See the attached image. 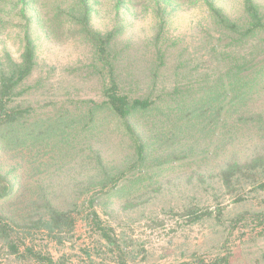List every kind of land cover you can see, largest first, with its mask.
<instances>
[{
  "label": "rangeland",
  "instance_id": "obj_1",
  "mask_svg": "<svg viewBox=\"0 0 264 264\" xmlns=\"http://www.w3.org/2000/svg\"><path fill=\"white\" fill-rule=\"evenodd\" d=\"M117 1L88 0L89 27L102 34L119 30L113 53L122 92L161 102V121L137 128L146 143L142 162L107 111L94 113L96 129L84 132L80 125L70 133L67 127L71 115L102 102L105 75L90 41L70 35L68 27L49 34L42 28L46 18L35 8L65 9L70 0H36L26 25L21 4L11 10L0 0V74L20 62L25 26L35 54L31 74L8 105L19 143L0 144V175L10 188L0 200L2 222L34 227L53 209L77 216L75 203L84 213L96 211L115 246L94 234L84 214L73 228H54L55 237L43 232L31 239L37 250L69 264H264V188L253 175L264 154L252 157L262 147L239 125L231 135L230 122L222 125L211 110L198 111L191 122L184 112L223 74L230 36L201 0ZM213 1L229 19H240L242 0ZM254 4L264 15V0ZM242 45L240 54L264 53V33ZM55 122L67 140L48 141L45 134L43 144L31 136ZM206 210L210 216H201ZM21 263L0 239V264Z\"/></svg>",
  "mask_w": 264,
  "mask_h": 264
},
{
  "label": "trees",
  "instance_id": "obj_2",
  "mask_svg": "<svg viewBox=\"0 0 264 264\" xmlns=\"http://www.w3.org/2000/svg\"><path fill=\"white\" fill-rule=\"evenodd\" d=\"M166 1L171 4V0ZM175 1L181 3V0ZM201 1L207 9V15L213 17L217 27L224 29L225 33L230 36L228 44L230 47L232 46V49L229 48V53L225 57L229 62L223 74L208 86L204 94L194 101V105L190 107L185 105L186 122H191L195 118L193 115L204 109L203 113L211 110L210 116L217 117V121L223 122L222 125L229 121L228 128H230L231 135L238 133L237 126L239 125L240 128L245 129L244 132L255 147H262L252 156L253 161H255L264 154V103L259 101L261 95H264V53L257 55L252 53L240 54L239 50L243 43L246 44L252 38L264 33V15L254 4V0H242L241 17L236 20L229 19L221 8L215 5L213 0ZM120 2L121 0H118L117 4ZM3 3L8 7L11 5V10L16 9L21 4L18 12L21 18L25 20V25L28 24L25 17L26 11L31 7L35 8L37 4L36 0H3ZM24 6H26V10ZM61 7V4H57L47 8L45 4H41L40 7L35 8V11L46 18L42 28L49 34L54 28L68 27L70 35L83 37L90 41L97 62L105 72L104 79H102V102L92 103L90 109L81 116L78 114L76 116L71 115L67 125V127L72 126L70 133L74 132L80 125H82L81 128L84 132L98 128L100 124L97 123L98 120L94 113L98 110L107 111L112 119H115L122 127L123 136L127 138L136 161L142 162L146 155V143L142 133L137 128L138 126L147 128L151 121V124L161 121L160 116L164 114L161 109V102H157L151 95L131 97L122 92L114 69V61L118 55L113 53L114 40L119 34V30L114 27L113 30L104 34L93 31L89 27L90 7L88 0H70L65 9ZM50 13H52L53 21L48 19ZM24 35V47L20 62L12 64L8 71H2L0 74V144L3 148H14L19 143V128L15 124L17 118H15L16 115L11 109L12 107L8 105L12 102V96H14L19 85L27 79L35 66L33 41L31 35H27L26 26L24 27ZM180 108L181 106L177 108V114L182 112ZM133 121L136 123V127ZM47 126L44 130L32 129L31 136L43 144L46 142L43 138L45 134L49 137L47 138L48 141L57 139V137L67 140L66 136H62L66 133L65 128L59 127L57 122ZM5 136L8 137L5 139V144H2L1 141L4 142ZM255 167L257 168L256 164L251 167L253 172L256 171ZM257 174L260 176L261 183L259 186L264 188V165L258 169V173L253 175L256 176ZM9 189L8 182H4L0 175V200L7 196ZM80 206L82 205L76 203L73 205L78 210V215L84 214L85 219L83 220L90 226L94 234L98 235L108 245L115 246L116 241L111 236L112 229L102 225L96 211L84 213ZM210 214L211 211L206 210L201 216L208 217ZM77 216L72 215L67 210L53 209L46 222L40 219L39 224L34 227L17 225L8 220L4 223L0 218V239L4 241L7 252L17 260H21V264H69L58 259L55 260L48 253L37 250L33 245L34 241L31 239L36 234L43 232L55 237L56 230L54 228L66 226L73 228ZM215 261L218 260L205 263L199 259L196 264H218Z\"/></svg>",
  "mask_w": 264,
  "mask_h": 264
}]
</instances>
